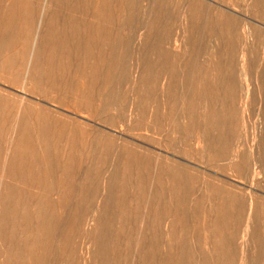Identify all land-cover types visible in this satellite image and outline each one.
Masks as SVG:
<instances>
[{
  "label": "rangeland",
  "instance_id": "rangeland-1",
  "mask_svg": "<svg viewBox=\"0 0 264 264\" xmlns=\"http://www.w3.org/2000/svg\"><path fill=\"white\" fill-rule=\"evenodd\" d=\"M221 245L264 264V0H0V264Z\"/></svg>",
  "mask_w": 264,
  "mask_h": 264
},
{
  "label": "bare ground",
  "instance_id": "bare-ground-1",
  "mask_svg": "<svg viewBox=\"0 0 264 264\" xmlns=\"http://www.w3.org/2000/svg\"><path fill=\"white\" fill-rule=\"evenodd\" d=\"M219 19H221L220 17H219ZM222 23V22H221ZM223 24H225V23H223ZM226 25V24H225ZM167 66V65H166ZM164 71V70H163ZM171 74V73H170ZM27 168V167H26ZM138 185L140 184V182H138L137 183ZM225 203V202H224ZM162 205L165 207V209H167L168 208V204L166 205V203H162ZM164 209V210H165ZM168 210V209H167ZM184 243V242H183ZM184 246V245H183ZM187 246V245H186ZM188 248V247H187ZM189 249V248H188ZM227 248H226V246H217V247H215V250L216 251H214L215 252V254H216V262H215V264H229V259H228V257L226 256V250ZM169 263H170V261H169Z\"/></svg>",
  "mask_w": 264,
  "mask_h": 264
}]
</instances>
